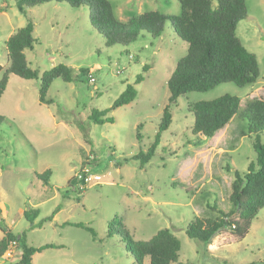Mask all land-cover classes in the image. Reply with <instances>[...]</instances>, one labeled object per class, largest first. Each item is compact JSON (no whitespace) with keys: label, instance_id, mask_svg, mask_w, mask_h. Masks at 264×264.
Instances as JSON below:
<instances>
[{"label":"rangeland","instance_id":"1","mask_svg":"<svg viewBox=\"0 0 264 264\" xmlns=\"http://www.w3.org/2000/svg\"><path fill=\"white\" fill-rule=\"evenodd\" d=\"M108 1L121 23L149 11L180 14L176 0ZM245 6L236 36L256 57V83L243 88L225 83L180 97L169 128L140 168L134 157L155 141L169 96L166 83L187 45L166 25L156 39L142 32L129 46L106 47L85 7L51 2L27 9L25 18L16 0H0V66L8 65L6 40L31 21L35 44L25 52L29 66L40 75L63 64L78 76L71 83L53 81L46 96L53 102L42 104L38 80L9 75L0 99L5 118L0 125V226L17 237L24 234L30 247L63 246L36 253L31 264H148V258L138 259L134 244L162 229L180 242L176 264L264 263V208L243 238L226 231L206 246L185 234L194 217L213 218L218 210L231 209L232 172L244 173L255 162L254 136L247 135L244 122L234 117L214 139L196 141L187 110L223 95L239 98L242 106L250 99L264 101V0H245ZM138 75L143 80L135 85ZM126 85L135 88L134 101L107 115L112 124L91 123L90 111L110 108ZM259 139L264 143V134ZM83 167L89 171L84 185L76 178ZM45 172L48 183L37 178ZM31 211L38 212L36 218ZM115 217L116 230L121 233L123 224L130 240L117 232L107 237V224ZM73 224L89 227L95 236ZM20 254L12 247L0 264H17Z\"/></svg>","mask_w":264,"mask_h":264},{"label":"trees","instance_id":"2","mask_svg":"<svg viewBox=\"0 0 264 264\" xmlns=\"http://www.w3.org/2000/svg\"><path fill=\"white\" fill-rule=\"evenodd\" d=\"M180 6L177 16L149 11L129 18L126 23L119 22L108 0H16L18 12L28 18L27 9L46 4H66L71 8L85 7L88 11L89 23L92 29L105 40V46H129L144 32L152 39L161 36L166 25H170L174 34L187 45V53L181 58L166 86L169 91L167 104L164 107L162 118L158 127L155 141L147 152H139L134 158L139 160V167L147 164L159 144L160 133L166 131L172 118V108L177 100L191 92H207L218 85L232 83L239 88L255 84L259 78V68L256 57L249 53L236 36L239 21L246 16L245 0H176ZM33 25L31 21L11 35L5 42L7 66H0V99L8 82L9 75H15L23 80L39 81V101L42 104H51L47 99V91L55 80L71 83L77 75L73 69L63 64L53 66L39 75L33 70L25 57L26 51H32L35 40L32 36ZM146 69L143 68V72ZM86 76L85 70H80ZM88 73V74H87ZM92 79V78H91ZM143 80L138 75L134 84ZM94 82V80L92 81ZM136 90L126 85L125 90L106 110L92 109L88 120L95 125L112 124L113 118L107 116L112 110L126 106L134 101ZM193 116L191 134L197 140L211 139L222 130L234 117L245 123L247 135H253L252 143L256 158L250 163L246 172H232L230 195L228 198L231 209L227 212L217 211L213 218L194 217L186 228V236L194 241L209 246L211 240L223 232H229L236 238H243L248 233L252 221L257 213L264 208V143L259 139L264 134V101L250 99L244 106L239 98L223 95L215 100L202 101L187 106ZM5 118L0 115V125ZM201 144L195 145V148ZM229 173L230 168L224 167ZM49 172L38 175L37 178L44 183L49 181ZM82 192V190H78ZM209 207V206H208ZM216 211L215 206L210 207ZM34 218L37 211H31ZM1 215V211H0ZM54 213L52 214V216ZM26 220L28 216H24ZM51 220L44 218L42 222ZM0 223L3 219L0 217ZM115 217L107 224V237L113 232L123 235L130 240L129 232L120 223L121 233L115 228ZM75 227L88 231L95 236L92 229L81 224ZM3 236L0 239V259L12 247L20 249V259L17 264H31L32 257L47 249H59L63 246L43 245L30 247L26 244V237L21 234L14 235L5 226H0ZM133 252V249H129ZM180 242L167 229L159 230L148 241L134 244V252L139 260L148 258V264H176ZM264 264V263H257Z\"/></svg>","mask_w":264,"mask_h":264},{"label":"built area","instance_id":"3","mask_svg":"<svg viewBox=\"0 0 264 264\" xmlns=\"http://www.w3.org/2000/svg\"><path fill=\"white\" fill-rule=\"evenodd\" d=\"M93 79H90V82H92ZM93 158H90L88 160H92ZM88 168L83 167L80 172L76 175V178L84 185L88 182L89 176H88Z\"/></svg>","mask_w":264,"mask_h":264},{"label":"crops","instance_id":"4","mask_svg":"<svg viewBox=\"0 0 264 264\" xmlns=\"http://www.w3.org/2000/svg\"><path fill=\"white\" fill-rule=\"evenodd\" d=\"M225 130V129H224ZM224 130H220L219 132H224ZM219 132H217L213 137H212V139H214V137L219 133ZM210 145V144H209Z\"/></svg>","mask_w":264,"mask_h":264}]
</instances>
